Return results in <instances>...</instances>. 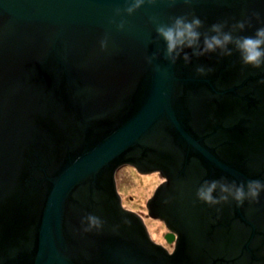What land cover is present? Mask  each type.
<instances>
[{
	"label": "water",
	"instance_id": "obj_1",
	"mask_svg": "<svg viewBox=\"0 0 264 264\" xmlns=\"http://www.w3.org/2000/svg\"><path fill=\"white\" fill-rule=\"evenodd\" d=\"M131 2L0 0V264H264V192L240 207L196 195L205 180L264 182V69L232 45L230 57L172 64L151 22L194 15L204 33L251 18L234 35L254 36L264 0H157L116 15ZM125 166L164 179L147 209L173 252L123 207ZM88 215L103 226L85 232Z\"/></svg>",
	"mask_w": 264,
	"mask_h": 264
},
{
	"label": "clouds",
	"instance_id": "obj_2",
	"mask_svg": "<svg viewBox=\"0 0 264 264\" xmlns=\"http://www.w3.org/2000/svg\"><path fill=\"white\" fill-rule=\"evenodd\" d=\"M156 4L157 0H132L130 5L125 9H116V15L122 12L128 15L134 14L145 3ZM176 0H171L175 3ZM185 3H191L192 0H184ZM257 20L260 19L259 14H253ZM151 22L156 24V32L158 38H162L166 44L165 59L172 64L182 58L185 64H191L193 57H204L212 53H217L220 58L230 57L233 55L234 46L236 52H239L241 63L244 67H252L254 69H264V27L256 30L254 36H235L237 31H244L246 26H251V18L245 21H239L231 24L223 20L213 23L208 32L201 33L200 29L204 27V22L197 16L173 17L171 24H162L156 17L151 18ZM115 23V21H113ZM264 23V22H262ZM126 21H121L118 25L120 30H124ZM228 28V31L225 29ZM203 44L201 45V38ZM108 40L105 38L101 41V49L106 50ZM191 49V54L185 51ZM155 57L149 58V63ZM211 67L199 66L196 72L200 76H206L213 72ZM264 84V79L259 81ZM219 192V195H214ZM264 192V182L260 180H249L247 184H237L235 181L229 183L226 178L220 180H205L197 190V198L202 203L216 206L229 202L231 197L238 207L243 206L245 200L250 203L259 202L260 194ZM219 211V210H218ZM87 227L85 232L99 229L103 226V221L94 215H88L85 218Z\"/></svg>",
	"mask_w": 264,
	"mask_h": 264
},
{
	"label": "rangeland",
	"instance_id": "obj_3",
	"mask_svg": "<svg viewBox=\"0 0 264 264\" xmlns=\"http://www.w3.org/2000/svg\"><path fill=\"white\" fill-rule=\"evenodd\" d=\"M152 175H155V179L145 185L143 179ZM116 181L124 206L141 214L153 240L165 244L166 226L159 220L148 218L146 207L147 202L154 196L155 191L163 183L164 179L157 172L141 174L135 168L125 166L116 173Z\"/></svg>",
	"mask_w": 264,
	"mask_h": 264
},
{
	"label": "flooded vegetation",
	"instance_id": "obj_4",
	"mask_svg": "<svg viewBox=\"0 0 264 264\" xmlns=\"http://www.w3.org/2000/svg\"><path fill=\"white\" fill-rule=\"evenodd\" d=\"M136 170V169H135ZM137 171V170H136ZM158 173V172H157ZM164 182V181H163ZM122 197V196H121ZM148 203V202H147ZM122 205H123V207L125 208V209H127V210H130V211H133V212H135V213H137L136 211H134V210H131V209H129V208H126L125 206H124V204H123V198H122ZM146 207H147V204H146ZM148 210V209H147ZM148 212V211H147ZM137 214H139V213H137ZM141 217H143L141 214H139ZM147 217L148 218H151L149 215H147ZM143 219H144V217H143ZM153 219V218H152ZM156 220H159V219H156ZM144 221H145V219H144ZM159 221H161V220H159ZM162 222V221H161ZM164 223V222H163ZM146 224V223H145ZM165 225V224H164ZM147 226V225H146ZM166 226V225H165ZM148 228V227H147ZM149 231V230H148ZM168 233H169V231H168V229H167V232H166V234H165V244H162V243H159V242H156L155 240H153V238H152V240L154 241V242H156L157 244H160V245H162V246H164L167 250H169L170 252H171V250H174V248H175V241H173L172 243H170V242H168V240L166 239V236L168 235ZM150 234V233H149ZM151 236V235H150ZM173 252V251H172Z\"/></svg>",
	"mask_w": 264,
	"mask_h": 264
},
{
	"label": "bare ground",
	"instance_id": "obj_5",
	"mask_svg": "<svg viewBox=\"0 0 264 264\" xmlns=\"http://www.w3.org/2000/svg\"><path fill=\"white\" fill-rule=\"evenodd\" d=\"M153 176V175H152ZM145 177L144 179H143V183L145 184V185H148L150 182H152L154 179H155V175L153 176V177Z\"/></svg>",
	"mask_w": 264,
	"mask_h": 264
}]
</instances>
